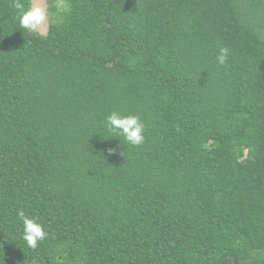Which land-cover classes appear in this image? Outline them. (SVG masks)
I'll list each match as a JSON object with an SVG mask.
<instances>
[{
  "label": "trees",
  "instance_id": "obj_1",
  "mask_svg": "<svg viewBox=\"0 0 264 264\" xmlns=\"http://www.w3.org/2000/svg\"><path fill=\"white\" fill-rule=\"evenodd\" d=\"M61 1L0 0V264H264V0Z\"/></svg>",
  "mask_w": 264,
  "mask_h": 264
},
{
  "label": "clouds",
  "instance_id": "obj_2",
  "mask_svg": "<svg viewBox=\"0 0 264 264\" xmlns=\"http://www.w3.org/2000/svg\"><path fill=\"white\" fill-rule=\"evenodd\" d=\"M15 7L20 10L17 16L18 26L22 29L36 32L40 36L46 34L47 28L57 22L60 4H56L57 12H52L46 0H31L28 6L16 2ZM229 57V50L221 48L217 60L224 64ZM105 127L108 132L115 133L114 137L122 136L124 140L138 146L145 140V126L138 115L124 114L119 110L111 111L105 118ZM111 151V150H110ZM22 222V239L31 249H36L38 244L47 238L44 226L31 216L25 215L23 211L18 213Z\"/></svg>",
  "mask_w": 264,
  "mask_h": 264
},
{
  "label": "rangeland",
  "instance_id": "obj_3",
  "mask_svg": "<svg viewBox=\"0 0 264 264\" xmlns=\"http://www.w3.org/2000/svg\"><path fill=\"white\" fill-rule=\"evenodd\" d=\"M46 3L50 6V5H52V6H55L56 4H60L61 5V9L60 10H62V9H64V5H63V2L61 1V0H46ZM59 10V11H60ZM58 11V10H57ZM55 13V12H54ZM47 30H48V28H47ZM47 30H46V32H47Z\"/></svg>",
  "mask_w": 264,
  "mask_h": 264
}]
</instances>
